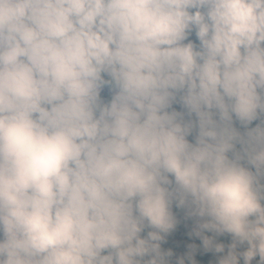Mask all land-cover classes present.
I'll use <instances>...</instances> for the list:
<instances>
[{
	"label": "clouds",
	"instance_id": "1",
	"mask_svg": "<svg viewBox=\"0 0 264 264\" xmlns=\"http://www.w3.org/2000/svg\"><path fill=\"white\" fill-rule=\"evenodd\" d=\"M0 264H264V0H0Z\"/></svg>",
	"mask_w": 264,
	"mask_h": 264
},
{
	"label": "trees",
	"instance_id": "2",
	"mask_svg": "<svg viewBox=\"0 0 264 264\" xmlns=\"http://www.w3.org/2000/svg\"><path fill=\"white\" fill-rule=\"evenodd\" d=\"M190 38L193 39V40L195 41V37L190 36ZM101 94H102V97L105 98V99H107L108 96H109V93L107 92L106 89L103 90ZM173 106L176 107V108L179 110V105H173ZM253 123H255V121H254ZM237 127H239V125H237ZM189 138H191V137H189ZM187 223L190 224L191 222L188 221ZM185 231H186V228L184 227V225H183V223H182L180 226H178L177 231L174 232V233L169 237L168 244L171 245L174 241H179V240H181V239H184L183 233H184Z\"/></svg>",
	"mask_w": 264,
	"mask_h": 264
},
{
	"label": "rangeland",
	"instance_id": "3",
	"mask_svg": "<svg viewBox=\"0 0 264 264\" xmlns=\"http://www.w3.org/2000/svg\"><path fill=\"white\" fill-rule=\"evenodd\" d=\"M194 37V35H192Z\"/></svg>",
	"mask_w": 264,
	"mask_h": 264
}]
</instances>
